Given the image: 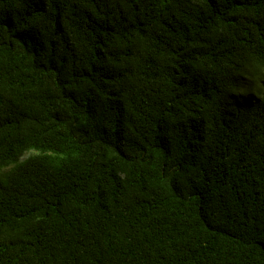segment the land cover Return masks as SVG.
Segmentation results:
<instances>
[{
	"label": "trees",
	"instance_id": "16d2710c",
	"mask_svg": "<svg viewBox=\"0 0 264 264\" xmlns=\"http://www.w3.org/2000/svg\"><path fill=\"white\" fill-rule=\"evenodd\" d=\"M0 264H264V0H0Z\"/></svg>",
	"mask_w": 264,
	"mask_h": 264
}]
</instances>
